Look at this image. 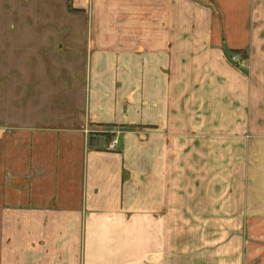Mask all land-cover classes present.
Wrapping results in <instances>:
<instances>
[{
  "label": "crops",
  "instance_id": "1",
  "mask_svg": "<svg viewBox=\"0 0 264 264\" xmlns=\"http://www.w3.org/2000/svg\"><path fill=\"white\" fill-rule=\"evenodd\" d=\"M78 3L23 0V85L71 106H23L0 264H264V0Z\"/></svg>",
  "mask_w": 264,
  "mask_h": 264
},
{
  "label": "rangeland",
  "instance_id": "2",
  "mask_svg": "<svg viewBox=\"0 0 264 264\" xmlns=\"http://www.w3.org/2000/svg\"><path fill=\"white\" fill-rule=\"evenodd\" d=\"M68 3L71 12L81 15L89 12L79 3L69 0ZM232 56L237 61L234 62ZM230 59L237 63L238 54L233 53ZM44 72L47 74L39 97L35 86L23 85V0H0V239H6L8 247L16 252L21 249L19 242L23 241V106L34 109L37 103L43 104L44 114L49 107L67 110L71 106L64 95L72 81L69 72L55 69ZM50 83L57 84H54V93L60 97L56 96L53 103H46L45 89L52 88ZM58 84L60 93L57 92ZM6 195L9 196L6 198ZM18 255L17 252L13 259L18 260Z\"/></svg>",
  "mask_w": 264,
  "mask_h": 264
},
{
  "label": "built area",
  "instance_id": "3",
  "mask_svg": "<svg viewBox=\"0 0 264 264\" xmlns=\"http://www.w3.org/2000/svg\"><path fill=\"white\" fill-rule=\"evenodd\" d=\"M78 1L80 0H69V2L75 4L77 3ZM233 61H237L236 57L235 56H232L231 58ZM116 145V140L114 139L112 142H111V147H114Z\"/></svg>",
  "mask_w": 264,
  "mask_h": 264
},
{
  "label": "trees",
  "instance_id": "4",
  "mask_svg": "<svg viewBox=\"0 0 264 264\" xmlns=\"http://www.w3.org/2000/svg\"><path fill=\"white\" fill-rule=\"evenodd\" d=\"M240 54H241V55H243V56H245V54H244V53H242V52H240Z\"/></svg>",
  "mask_w": 264,
  "mask_h": 264
}]
</instances>
